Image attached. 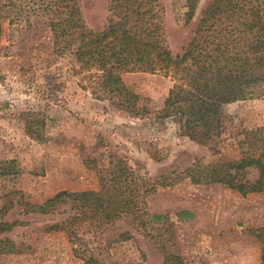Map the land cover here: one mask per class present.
Returning a JSON list of instances; mask_svg holds the SVG:
<instances>
[{
    "label": "rangeland",
    "instance_id": "374dc122",
    "mask_svg": "<svg viewBox=\"0 0 264 264\" xmlns=\"http://www.w3.org/2000/svg\"><path fill=\"white\" fill-rule=\"evenodd\" d=\"M39 2L0 0V224L7 225L0 226V264H261L264 192L242 195L186 172L239 157L243 132L264 126V85L228 104L227 131L200 144L179 117L159 114L178 73L123 75L131 92L152 99L149 117H129L92 95L70 54L54 52L52 17L35 11ZM208 2L196 0L190 22L187 0L159 3L174 56L194 37ZM78 3L88 28L103 31L108 0ZM117 160L139 179V215L73 220L71 203L48 215L27 206L90 191L98 185L92 175L109 178Z\"/></svg>",
    "mask_w": 264,
    "mask_h": 264
},
{
    "label": "trees",
    "instance_id": "16d2710c",
    "mask_svg": "<svg viewBox=\"0 0 264 264\" xmlns=\"http://www.w3.org/2000/svg\"><path fill=\"white\" fill-rule=\"evenodd\" d=\"M39 1L35 11L52 17L54 52L70 54L89 81L92 95L129 117H149L152 99L131 92L123 75L178 73L159 114L179 117L184 133L200 144L215 142L227 131L228 104L246 100L264 85L263 0H209L194 37L176 56L165 45L157 20L161 0H108V23L101 32L88 28L78 0ZM196 5V0H187L188 22ZM239 148L237 159L204 167L198 163L186 175L196 183L206 180L242 195L264 192V126L243 132ZM252 172L257 174L254 181L248 179ZM92 177L98 185L90 191H62L43 204L27 206L33 214L48 215L71 203L78 215L73 220L93 218L99 212L108 221L140 214L144 193L122 160L112 163L109 178Z\"/></svg>",
    "mask_w": 264,
    "mask_h": 264
}]
</instances>
